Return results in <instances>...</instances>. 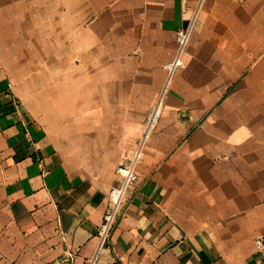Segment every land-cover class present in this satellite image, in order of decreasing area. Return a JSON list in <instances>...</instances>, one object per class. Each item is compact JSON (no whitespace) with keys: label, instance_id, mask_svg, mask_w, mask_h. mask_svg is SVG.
<instances>
[{"label":"crops","instance_id":"crops-1","mask_svg":"<svg viewBox=\"0 0 264 264\" xmlns=\"http://www.w3.org/2000/svg\"><path fill=\"white\" fill-rule=\"evenodd\" d=\"M0 30V264H264V0H0Z\"/></svg>","mask_w":264,"mask_h":264},{"label":"built area","instance_id":"built-area-1","mask_svg":"<svg viewBox=\"0 0 264 264\" xmlns=\"http://www.w3.org/2000/svg\"><path fill=\"white\" fill-rule=\"evenodd\" d=\"M196 13L190 19L189 25L185 28H181L177 31L176 34V53L174 58L164 64V69L167 72V82L166 86L170 83L172 75L174 72L181 67H184L183 56L189 44L191 33L193 31L194 22L196 19ZM140 158V149L136 151L131 162L126 166H120L118 168V173L121 176V180L117 185L112 187L109 192V206L104 214L103 221L100 223L97 229V236L99 239V249L106 245L113 229L117 225L121 215L122 207L124 204L127 191L131 185L137 182L138 173H137V162ZM257 249L264 256V238H258L256 241ZM98 261V251L96 254L88 259L86 264H97ZM75 263V254L66 253L63 257L55 261L53 264H74Z\"/></svg>","mask_w":264,"mask_h":264},{"label":"rangeland","instance_id":"rangeland-1","mask_svg":"<svg viewBox=\"0 0 264 264\" xmlns=\"http://www.w3.org/2000/svg\"><path fill=\"white\" fill-rule=\"evenodd\" d=\"M9 31L0 30V39L4 37Z\"/></svg>","mask_w":264,"mask_h":264},{"label":"bare ground","instance_id":"bare-ground-1","mask_svg":"<svg viewBox=\"0 0 264 264\" xmlns=\"http://www.w3.org/2000/svg\"><path fill=\"white\" fill-rule=\"evenodd\" d=\"M155 118V117H154Z\"/></svg>","mask_w":264,"mask_h":264}]
</instances>
